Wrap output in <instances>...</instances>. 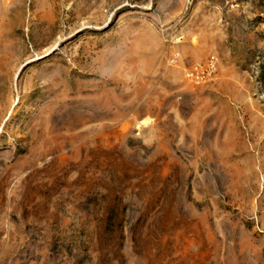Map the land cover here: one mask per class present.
I'll use <instances>...</instances> for the list:
<instances>
[{"label": "rangeland", "instance_id": "rangeland-1", "mask_svg": "<svg viewBox=\"0 0 264 264\" xmlns=\"http://www.w3.org/2000/svg\"><path fill=\"white\" fill-rule=\"evenodd\" d=\"M0 264H264V0H0Z\"/></svg>", "mask_w": 264, "mask_h": 264}, {"label": "built area", "instance_id": "built-area-1", "mask_svg": "<svg viewBox=\"0 0 264 264\" xmlns=\"http://www.w3.org/2000/svg\"><path fill=\"white\" fill-rule=\"evenodd\" d=\"M206 67H207L206 71L208 72L207 77H210V75L216 72L217 69L216 61L211 60V62H209Z\"/></svg>", "mask_w": 264, "mask_h": 264}]
</instances>
